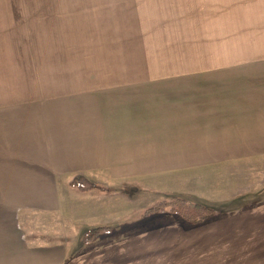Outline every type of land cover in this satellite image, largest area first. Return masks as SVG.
I'll use <instances>...</instances> for the list:
<instances>
[{
    "label": "crops",
    "instance_id": "0c3cea01",
    "mask_svg": "<svg viewBox=\"0 0 264 264\" xmlns=\"http://www.w3.org/2000/svg\"><path fill=\"white\" fill-rule=\"evenodd\" d=\"M234 69L230 80L227 69L211 81L92 84L86 101L76 84L70 96L0 103V264H264V63ZM217 171L216 183L195 179ZM79 175L95 185L75 188L69 210ZM154 184L219 214L192 223L166 211L115 229L131 213L116 210V188Z\"/></svg>",
    "mask_w": 264,
    "mask_h": 264
},
{
    "label": "rangeland",
    "instance_id": "374dc122",
    "mask_svg": "<svg viewBox=\"0 0 264 264\" xmlns=\"http://www.w3.org/2000/svg\"><path fill=\"white\" fill-rule=\"evenodd\" d=\"M263 57L264 0H0V103L70 96L76 84L86 101L97 83L211 81L227 69L230 80L235 67L264 63ZM201 177L216 183L220 172L195 179ZM75 188L65 193L69 210L81 196ZM116 190V210L131 213L117 218L115 229L137 226L146 208L178 195L160 196L159 184ZM41 219H25V227L43 229Z\"/></svg>",
    "mask_w": 264,
    "mask_h": 264
},
{
    "label": "trees",
    "instance_id": "16d2710c",
    "mask_svg": "<svg viewBox=\"0 0 264 264\" xmlns=\"http://www.w3.org/2000/svg\"><path fill=\"white\" fill-rule=\"evenodd\" d=\"M81 182V183H80ZM75 185L82 191L89 190L95 185L93 181L84 175L77 176ZM166 211L177 214L184 220L192 223H200L219 214L217 205H209L200 201H193L179 195H172L167 199H161L145 209V215L164 213ZM110 226H95L85 233V241L89 242L96 236L108 231Z\"/></svg>",
    "mask_w": 264,
    "mask_h": 264
}]
</instances>
